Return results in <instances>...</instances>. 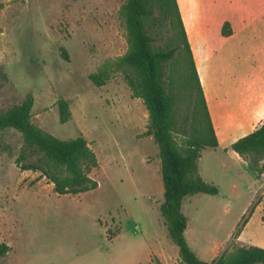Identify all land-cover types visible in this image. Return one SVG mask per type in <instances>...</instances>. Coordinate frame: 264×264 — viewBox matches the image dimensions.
<instances>
[{
  "label": "rangeland",
  "instance_id": "1",
  "mask_svg": "<svg viewBox=\"0 0 264 264\" xmlns=\"http://www.w3.org/2000/svg\"><path fill=\"white\" fill-rule=\"evenodd\" d=\"M176 1L218 139L198 160L199 174L218 193L190 195L182 204L187 243L211 262L234 245L264 248V160L257 175L231 148L264 121V0ZM124 2L0 0V67L7 76L0 110L31 95L33 124L60 139L84 137L97 160L89 172L96 188L57 194L39 170L15 164L21 133L0 129V242L9 247L0 264H182L159 211L163 184L148 111L113 66L128 49ZM225 21L232 32L224 36ZM147 25L154 47L165 48L169 24ZM100 71L98 86L90 75ZM172 89L182 125L192 93ZM61 98L70 112L65 123ZM185 136L175 134L177 144Z\"/></svg>",
  "mask_w": 264,
  "mask_h": 264
},
{
  "label": "trees",
  "instance_id": "2",
  "mask_svg": "<svg viewBox=\"0 0 264 264\" xmlns=\"http://www.w3.org/2000/svg\"><path fill=\"white\" fill-rule=\"evenodd\" d=\"M124 19L127 51L113 62L122 69L134 97L141 98L148 111V130L158 146L163 184V202L159 211L170 239L178 247L182 264H264V248L258 246H231L216 259L206 262L197 257L184 235L187 226L182 204L187 196L218 193L213 184L205 181L198 171L201 150L214 149L218 139L212 125L205 96L198 78L187 34L176 0H125L120 7ZM158 13L155 15V13ZM150 24L167 22L172 36L165 48H155L154 38L148 32ZM231 24L225 21L222 35L231 34ZM61 56L68 54L61 48ZM166 67L171 75H166ZM104 72L91 74L98 86ZM7 80L0 67V81ZM0 83V84H1ZM190 90L191 104L179 124L176 115L177 94L174 86ZM58 118L65 123L70 118L68 102L58 99ZM33 97L27 95L19 104L0 110V129L19 131L24 146L15 164L20 170H39L52 184L57 194H79L96 188L89 172L97 166L95 154L82 136L60 139L44 132L30 120ZM184 133L183 145L177 144L175 134ZM234 152L249 162L257 175L263 172L264 121L248 134L231 144ZM38 155L35 162L23 163L29 156ZM9 251L0 242V257Z\"/></svg>",
  "mask_w": 264,
  "mask_h": 264
},
{
  "label": "crops",
  "instance_id": "3",
  "mask_svg": "<svg viewBox=\"0 0 264 264\" xmlns=\"http://www.w3.org/2000/svg\"><path fill=\"white\" fill-rule=\"evenodd\" d=\"M199 81H200V80H199ZM205 100H206V99H205ZM206 104H207V101H206ZM207 107H208V106H207ZM208 110H209V107H208ZM209 113H210V112H209ZM210 114H211V113H210ZM217 147H218V146H217ZM217 147H216V148H217Z\"/></svg>",
  "mask_w": 264,
  "mask_h": 264
}]
</instances>
